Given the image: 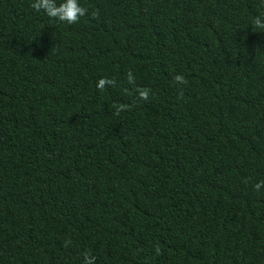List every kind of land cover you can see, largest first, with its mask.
Here are the masks:
<instances>
[{"label":"trees","instance_id":"obj_1","mask_svg":"<svg viewBox=\"0 0 264 264\" xmlns=\"http://www.w3.org/2000/svg\"><path fill=\"white\" fill-rule=\"evenodd\" d=\"M30 4L0 0V264H264L262 0Z\"/></svg>","mask_w":264,"mask_h":264},{"label":"clouds","instance_id":"obj_2","mask_svg":"<svg viewBox=\"0 0 264 264\" xmlns=\"http://www.w3.org/2000/svg\"><path fill=\"white\" fill-rule=\"evenodd\" d=\"M264 3V0H262ZM30 7L37 13H43L46 17L66 24H74L83 17L87 9L81 6L80 0H31ZM254 25L259 29H264V14L254 18ZM178 82H182V77L175 78ZM131 80V77H129ZM111 80L100 79L97 83L98 88H102L105 84H112ZM142 98H147L146 92L140 93ZM264 185V181H259L254 185V189L259 190ZM93 258L84 254L83 264H92Z\"/></svg>","mask_w":264,"mask_h":264}]
</instances>
